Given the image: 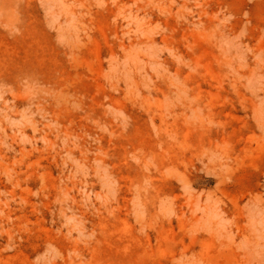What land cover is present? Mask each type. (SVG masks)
<instances>
[{
    "label": "rangeland",
    "instance_id": "374dc122",
    "mask_svg": "<svg viewBox=\"0 0 264 264\" xmlns=\"http://www.w3.org/2000/svg\"><path fill=\"white\" fill-rule=\"evenodd\" d=\"M0 264H264V0H0Z\"/></svg>",
    "mask_w": 264,
    "mask_h": 264
},
{
    "label": "bare ground",
    "instance_id": "6f19581e",
    "mask_svg": "<svg viewBox=\"0 0 264 264\" xmlns=\"http://www.w3.org/2000/svg\"><path fill=\"white\" fill-rule=\"evenodd\" d=\"M7 203V202H6Z\"/></svg>",
    "mask_w": 264,
    "mask_h": 264
}]
</instances>
